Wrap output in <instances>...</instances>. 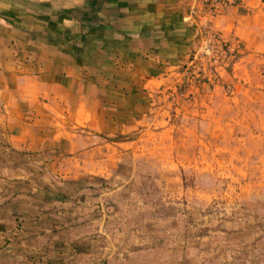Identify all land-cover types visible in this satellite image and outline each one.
I'll list each match as a JSON object with an SVG mask.
<instances>
[{"label":"crops","instance_id":"0c3cea01","mask_svg":"<svg viewBox=\"0 0 264 264\" xmlns=\"http://www.w3.org/2000/svg\"><path fill=\"white\" fill-rule=\"evenodd\" d=\"M204 10V0H0V264H105L89 203L50 197L69 190L56 179L100 172L86 165L91 131L117 136L140 113H165L155 92L180 77L201 31L235 50L226 79L264 53V0H236L213 20Z\"/></svg>","mask_w":264,"mask_h":264},{"label":"rangeland","instance_id":"374dc122","mask_svg":"<svg viewBox=\"0 0 264 264\" xmlns=\"http://www.w3.org/2000/svg\"><path fill=\"white\" fill-rule=\"evenodd\" d=\"M235 53L218 80L181 70L155 92L165 113L91 131L99 173L56 179L50 197L89 203L105 264H264V53L226 79Z\"/></svg>","mask_w":264,"mask_h":264},{"label":"built area","instance_id":"2783aa9c","mask_svg":"<svg viewBox=\"0 0 264 264\" xmlns=\"http://www.w3.org/2000/svg\"><path fill=\"white\" fill-rule=\"evenodd\" d=\"M204 3V15L213 20L234 5L236 0H204ZM190 13L195 14V8H191ZM229 65L230 46L223 44L217 31L206 29L201 31L195 49L190 52L187 64L182 68V74L188 79L214 81Z\"/></svg>","mask_w":264,"mask_h":264}]
</instances>
